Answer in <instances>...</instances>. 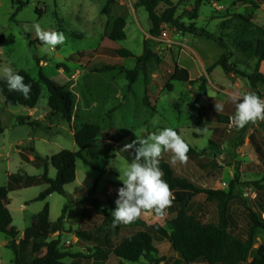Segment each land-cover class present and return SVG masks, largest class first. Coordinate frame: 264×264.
<instances>
[{
    "label": "rangeland",
    "instance_id": "obj_1",
    "mask_svg": "<svg viewBox=\"0 0 264 264\" xmlns=\"http://www.w3.org/2000/svg\"><path fill=\"white\" fill-rule=\"evenodd\" d=\"M108 1L0 0V36L5 37L0 44V67L11 66L17 72H27L35 80H39L40 73H43L71 91L75 101L72 121L67 122L61 114L48 108L49 92L43 84L42 97L33 110L9 108L0 94V115L5 128V133L0 136V188L8 186L13 175L40 178L44 170L33 163L36 157L51 158L62 150L78 152L74 135L87 124L97 125L101 133L117 130L124 137L119 145L122 148L135 140L136 134L146 138L157 128H173L189 144L188 162L172 165V153L164 152L159 164H169L176 176L198 188L226 190L236 177L240 183L261 180L264 164L253 143L264 145V121L249 123L243 129L232 126L230 117L235 113V105L229 96L234 92L252 91L264 99V85L252 88L246 78L259 64L254 50L241 51L233 39L237 33L246 31L248 41L254 45L264 40V0L256 1L258 7L237 0H223L205 2L198 8L196 0H171L176 7L178 25H164L157 37L150 33L152 23L148 12L140 7L141 0H118L111 6L110 15L106 16L103 10ZM166 9V5L160 4L157 11L161 14ZM119 17L126 20L127 38L114 43L108 35L114 20ZM36 23L45 30L63 32L67 37L51 55L40 51L41 44L35 38L33 28ZM190 27L196 28L199 34L206 31L213 38L192 35L186 30ZM217 40H222L225 48ZM146 43L161 58V63L148 64L144 70L142 67L129 91L126 72L136 68L137 60L119 58L116 50H128L140 57ZM226 52L232 54L230 63L237 65L244 76L226 73L221 67L208 71ZM176 64L190 71L194 83L174 82L172 91H169L166 85ZM105 66H118L124 71L98 72ZM260 73L264 75V64L260 66ZM202 83L205 93L200 91ZM145 97L149 107L145 106ZM215 103L224 105L219 114L215 111ZM21 117L24 122L19 121ZM196 127H200L199 133L194 130ZM84 156L93 167L78 161L77 178L75 183L66 187L67 197L54 194L46 201H35L48 188L47 185L10 192L8 208L13 226L19 232L24 231L30 221L22 207H26L29 213L38 214L46 204L50 206L53 224L58 222L68 205L64 232L61 236L54 233L52 239L59 238L60 249L72 254L94 253L92 242L73 244L75 232L80 229L91 230L102 241L108 238L114 245L139 230L137 221L113 227V223L105 222L90 207L92 198H109L115 202L118 189L123 186L118 168H127L134 155L129 159L115 149L105 148L99 136ZM49 175L52 179L56 177L53 167H50ZM241 192L248 207L260 214L254 189L241 188ZM106 210L111 213L108 206ZM85 215L89 219L83 224ZM176 216V207L171 206L164 217L145 212L139 219L152 226L166 227L167 219ZM260 216L264 219V214ZM230 219L231 235L245 242L251 222L240 201L231 205ZM198 220L203 225L218 224L217 204H207ZM20 239L19 236L17 240ZM7 244L8 238L0 233V264H13L15 259ZM263 245L264 230L260 229L249 263L255 264L257 256H264ZM155 247V258L162 261L160 264H183L169 242L155 243ZM93 262L65 260L66 264ZM103 264L129 263L111 253ZM137 264L149 263L142 259Z\"/></svg>",
    "mask_w": 264,
    "mask_h": 264
},
{
    "label": "trees",
    "instance_id": "obj_2",
    "mask_svg": "<svg viewBox=\"0 0 264 264\" xmlns=\"http://www.w3.org/2000/svg\"><path fill=\"white\" fill-rule=\"evenodd\" d=\"M118 0H109L107 6L103 10V14L108 16L111 13V6ZM223 0H196V8L205 2H221ZM257 0H237V2L251 4L255 7L260 6ZM160 4L167 6V9L159 14L157 9ZM19 6V9H21ZM140 7L145 8L149 14L152 23L151 35L157 37L161 34L164 25H178L176 15V7L171 0H141ZM184 28V27H183ZM126 20L119 17L114 20L112 30L108 35L111 42L117 43L125 41L127 38ZM188 33L195 36H205L212 39L213 36L206 31L197 33V29L190 27L186 29ZM80 36V35H75ZM234 44L241 51L254 50L258 59V66L253 74L246 76L252 88H256L259 84L264 85V75L260 73V66L264 64V40L258 41L256 45L249 42L247 32L237 33ZM5 40L4 36H0V44ZM221 47L225 48L222 40H217ZM119 58H135L137 66L133 71H127V80L129 82L128 89L132 90L136 83L140 69L146 67L153 62L161 63V58L149 49L146 43L142 56L135 57L130 51L119 49L116 50ZM232 54L226 52L221 59L208 71L216 67H221L224 72L244 76L238 70L237 65L230 63ZM124 71L118 66H105L98 72L104 73L109 71ZM24 77V82L31 85V91L28 98H25L18 92H9L5 80L0 79V94L5 99L6 106L9 108L23 107L25 109H35L42 97V84L45 85L49 92L48 108L54 112L61 114L67 122H71L75 108L74 95L71 91L58 84L55 80L40 73L39 80H35L27 72H18ZM189 83L193 84L190 72L175 65L173 73L168 78L166 85L167 90L172 91L173 83ZM205 82V79L203 80ZM202 93L206 92L204 83L200 86ZM145 106L149 107L147 97L144 100ZM20 122H24L23 117L19 118ZM5 133L0 115V136ZM102 138L103 146L107 149H115L121 156L131 158L134 155L133 150L125 152L121 149L120 143L124 141L123 135L117 130L112 129L110 132H100V128L94 124L84 125L74 135L78 152L62 150L51 158L36 157L33 161L36 167L42 168L44 174L38 177L22 176L20 174L13 175L6 187L0 188V233L8 238L7 248L11 249L15 255L13 264H66L65 260L70 258L74 261L93 260V264H103L108 254H114L117 258L129 264H137L142 259L149 264H160L162 261L155 258L157 249L155 243L164 241L169 242L175 253H177L183 264H251L248 262L254 240L258 230H264V177L261 180L240 183L239 178L232 180L226 190L202 189L194 186L186 179L176 176L172 167L167 163H160L159 167L163 172V179L169 184L174 194L173 205L176 207L177 216L167 219L166 227L159 224L149 225L139 218L136 220L139 224V230L132 236L124 239L119 245H114L112 241L105 238L103 241L93 231L80 229L75 232L78 238V244L84 242H92L94 245V253L88 251L89 255L84 253L72 254L60 249V239H52L54 233L59 236L64 232V222L68 213V205L63 209L62 215L56 224L50 221V206L46 204L44 209L36 216L32 226L25 230L24 237L17 240L20 232L13 226V217L8 208V196L10 192L36 186L47 185V189L35 199V201H46L51 195L57 194L67 197L66 187L75 183L77 178V163L83 162L89 167H93V163L89 161L84 152L94 143L98 137ZM259 160L264 164V145L253 143ZM33 151V150H32ZM34 152V151H33ZM194 153L193 151H191ZM50 167L56 170V177L52 179L49 175ZM97 182L93 191H95ZM241 188H253L256 197V206L259 213H255L248 207ZM196 198H199L196 200ZM241 202L251 222L248 230V239L242 242L230 233L231 219L230 207L235 202ZM209 203L217 204L218 224L203 225L198 218L205 210ZM110 211L115 209V202L111 199L90 200V207L94 213L105 220V222L113 223ZM168 211V209L166 210ZM154 214V212H153ZM155 215V214H154ZM156 216V215H155ZM88 215H85L83 224L88 221ZM264 248V245H263ZM255 264H264V256H257Z\"/></svg>",
    "mask_w": 264,
    "mask_h": 264
},
{
    "label": "clouds",
    "instance_id": "obj_3",
    "mask_svg": "<svg viewBox=\"0 0 264 264\" xmlns=\"http://www.w3.org/2000/svg\"><path fill=\"white\" fill-rule=\"evenodd\" d=\"M35 38L40 41L42 54L51 55L58 45L67 39L63 32L49 31L39 23L33 25ZM0 79L7 83L9 92H18L28 98L31 85L24 82V77L11 66L0 67ZM235 105V113L230 117L231 125L243 129L249 123L264 121V99L255 92H234L229 96ZM215 111H223L222 103H215ZM199 133L200 127L194 128ZM134 152V159L127 168L120 169L119 179L123 186L118 189L115 209L111 211L113 227L119 224H130L145 212H154L157 217H164L167 209L175 199L169 184L163 179L159 167L162 153L170 152L171 164H187L190 150L189 144L171 127L157 128L146 138L136 134V139L125 144L123 151Z\"/></svg>",
    "mask_w": 264,
    "mask_h": 264
},
{
    "label": "crops",
    "instance_id": "obj_4",
    "mask_svg": "<svg viewBox=\"0 0 264 264\" xmlns=\"http://www.w3.org/2000/svg\"><path fill=\"white\" fill-rule=\"evenodd\" d=\"M117 19V18H116ZM203 64V63H202ZM189 71V70H188ZM190 72V71H189ZM6 104V103H5ZM22 209L24 210V214H28L29 215V218H30V221L28 222V224L26 225V227H25V230L26 229H28V228H30L31 226H32V224H33V222H34V220H35V218H36V216L40 213H38V214H34V213H29V212H27V210H26V207H22ZM25 230L24 231H22V232H20V238L22 239L23 237H24V232H25ZM75 237V236H74ZM20 239V240H21ZM75 240L76 241H73L74 243L73 244H78V238L77 237H75Z\"/></svg>",
    "mask_w": 264,
    "mask_h": 264
},
{
    "label": "built area",
    "instance_id": "obj_5",
    "mask_svg": "<svg viewBox=\"0 0 264 264\" xmlns=\"http://www.w3.org/2000/svg\"><path fill=\"white\" fill-rule=\"evenodd\" d=\"M162 35L164 36V35H166V33H162Z\"/></svg>",
    "mask_w": 264,
    "mask_h": 264
}]
</instances>
